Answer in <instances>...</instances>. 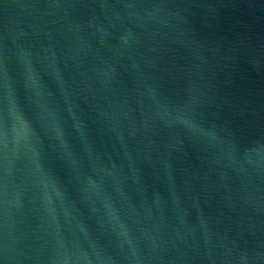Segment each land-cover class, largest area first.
Returning a JSON list of instances; mask_svg holds the SVG:
<instances>
[{"label":"water","instance_id":"95a60500","mask_svg":"<svg viewBox=\"0 0 264 264\" xmlns=\"http://www.w3.org/2000/svg\"><path fill=\"white\" fill-rule=\"evenodd\" d=\"M0 264H264V0H0Z\"/></svg>","mask_w":264,"mask_h":264}]
</instances>
